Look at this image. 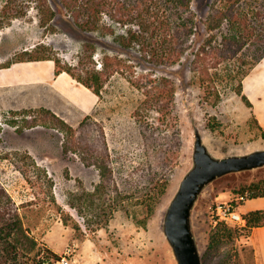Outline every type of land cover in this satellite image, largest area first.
Returning <instances> with one entry per match:
<instances>
[{
	"label": "rangeland",
	"instance_id": "1",
	"mask_svg": "<svg viewBox=\"0 0 264 264\" xmlns=\"http://www.w3.org/2000/svg\"><path fill=\"white\" fill-rule=\"evenodd\" d=\"M45 1L56 9L54 16L42 9L44 0H0V21H3L0 63L26 50L45 47L47 54L58 58L61 64L72 65L78 73H84L96 63L99 69L110 74L101 93L100 105L92 115L104 124L115 174L121 185L127 182L135 167L148 162V149L134 114L148 98L146 91L154 90L158 79L164 76L170 80V89H174L175 94L168 114L169 124L163 125L164 132L155 128L161 122L158 111L152 109L147 117L154 126L150 131L153 139L160 137L157 142H161L171 155L167 172L160 173L168 174L167 189L158 199L153 214L147 218L148 205L137 201L144 199L139 193L126 199L124 207L115 208L107 222L91 228L70 206L69 200L74 194L95 191L102 181L100 169L87 165L78 153L64 152L65 131L40 124L20 133L10 123L12 118L22 117L18 114L20 110L42 106L55 108L74 126L81 122L82 116L57 95L49 100L33 91L14 93L10 88H0V181L20 207L24 225L39 242L31 254L39 253L37 260L45 264L44 260L55 256L48 254L46 248L61 255L67 245L76 244L75 264H178L164 231V220L183 177L194 165L196 132L201 134L215 157L264 149L261 131L238 91L239 83L235 78L242 72V67L236 65L240 60H228L219 69H211L215 83H202L191 60L199 47L213 50L224 46L228 39L240 36L239 27L227 18H212L215 0H192L189 15L196 19L197 27L190 52L176 63L157 64L136 42L131 46L121 42L120 36H129L134 24H124L103 12L98 28L86 30L63 8L62 0ZM245 3L242 2L240 14L250 18L253 11ZM216 6L226 10L229 4L227 0H218ZM210 21L215 27L210 28ZM135 29L139 30L137 26ZM256 31H260L259 25ZM244 38L248 43L241 55H254L249 53L252 37H241ZM253 60L247 57V64ZM16 152H29L53 178L54 186L43 190L33 188L19 169L21 164L17 163V157H7ZM259 172L257 168L227 174L208 184L200 194L192 221L205 264H215L229 251L249 264L252 254L247 236L236 235L217 249H209L208 242L211 229L219 223L212 220V208L218 202L235 200V191ZM64 212L72 216L67 224ZM75 221L81 230H77ZM239 230L241 232L242 228Z\"/></svg>",
	"mask_w": 264,
	"mask_h": 264
},
{
	"label": "trees",
	"instance_id": "2",
	"mask_svg": "<svg viewBox=\"0 0 264 264\" xmlns=\"http://www.w3.org/2000/svg\"><path fill=\"white\" fill-rule=\"evenodd\" d=\"M217 1L215 0L214 4H212L215 10L212 13V18L220 16L221 18L229 19L231 23L239 27L240 36L228 39L224 46L214 47L212 48L213 50L207 49L206 46L199 47L193 52L194 57L191 60L201 75L202 83L216 82L211 74V69H219L220 65L228 60L235 58L240 60L236 65L238 64V68L242 67V72L235 79L239 83L238 91L242 99L251 107L250 100L243 94L242 80L264 56V0H227L229 6H227L226 10L216 6ZM191 2L192 0H62V5L63 8H66L72 14L75 23L86 30L93 31L98 28V22L103 12L108 13L111 17L124 24H134V28L129 29V36H120L121 42L125 46H131L132 43L136 42L140 45L145 55L150 57L151 61L157 64H165L166 61L178 62L191 50L192 36L195 35L197 27L196 19L189 15ZM242 2H247L245 4L251 6L252 17L248 18L240 14L243 8ZM42 7L51 17L57 12L45 0ZM2 23L3 21H0V27ZM209 23L210 28L215 27L211 24V21ZM257 25L260 27L259 32L256 31ZM136 26L139 30L135 29ZM244 36L252 37L250 38L252 39L250 44L252 48L249 53L254 55H241V51L245 50L248 43L245 38L241 39ZM228 43L230 44L228 45ZM247 57L254 59L251 64H247ZM47 58L55 57L47 54L45 47H42L41 50H26L8 62L0 63V67L10 66L16 61ZM55 60L58 65L57 72H69L77 80L92 88L101 96L109 80V73L99 69L96 63L84 73H78L72 65L68 63L61 64L58 58H55ZM138 85L141 86V84ZM146 94L148 98L143 101L134 114L136 123L141 129L142 140L148 149V162L135 167L127 178V182H123L124 184L122 185L115 174L116 168L113 166L112 153L104 124L92 114L85 116L77 126H74L52 108L42 106L39 109L20 110L18 114L22 117L10 120V123L20 133L26 128L40 124L53 126L65 131L64 152L78 153L87 165L96 166L100 169L102 181L97 185L95 191H83L79 194H74V197L69 200L70 206L74 207L83 216L88 227L96 228L103 222H107L115 208L124 207L123 203L126 199L135 197L139 193L144 199H138L137 201H143L141 203L148 205V218L153 214L158 199L166 192L168 174L163 175L160 173L167 172L165 169L170 160V151L161 142H157L160 137L156 140L153 139L150 131L154 130V126L147 120V117L152 109L158 111L161 122L155 128L156 131L164 132L165 128H163V125L167 126L169 124L168 114L173 105L175 93L174 89H170V80L162 76L158 79L156 88L147 90ZM257 126L259 131H261V136L264 138V127L258 123ZM151 146L152 148H150ZM15 156L18 160L17 163L21 164L18 166L19 169L33 188L40 187L43 190L44 187L51 189L54 186L53 178L45 168L38 165L29 152H16L7 157ZM155 163L157 166L154 165ZM161 166H164V169H161ZM258 169H260V172L256 177L235 191L236 198L231 201L234 207L237 208L245 199L264 196V166ZM240 196H244V199H240ZM194 208L195 205L192 209V215ZM64 213H66L64 222L67 224L72 216L69 212ZM243 215L246 218L245 225L219 221L215 227L213 226L214 228L211 229L209 235L208 248L217 249L224 242L234 239L236 235L242 234L248 237L254 226L264 224V209L250 211ZM144 223H146V220ZM73 224L77 230H81V226L77 221ZM240 227L242 228L241 232H239ZM38 244L37 238L24 225L22 213L16 200L0 181V264H30V262L31 264H42L40 259L37 260L39 253L31 254ZM46 251L48 254H54L59 257L56 252L49 248H46ZM250 252L252 255L249 258L251 259L249 264H255L254 249L251 244ZM202 263L205 264L203 258ZM215 264L247 263L240 256L229 251Z\"/></svg>",
	"mask_w": 264,
	"mask_h": 264
},
{
	"label": "crops",
	"instance_id": "3",
	"mask_svg": "<svg viewBox=\"0 0 264 264\" xmlns=\"http://www.w3.org/2000/svg\"><path fill=\"white\" fill-rule=\"evenodd\" d=\"M57 68L55 58L13 62L0 67V88H10L14 93L33 91L49 100L57 95L82 119L93 114L100 105L101 96L69 72H57ZM242 91L252 104L249 107L252 115L264 127V56L244 76ZM53 110L60 114L55 108ZM237 209L242 214L264 209V196L245 199ZM247 239L254 249L255 264H264V224L254 226Z\"/></svg>",
	"mask_w": 264,
	"mask_h": 264
},
{
	"label": "water",
	"instance_id": "4",
	"mask_svg": "<svg viewBox=\"0 0 264 264\" xmlns=\"http://www.w3.org/2000/svg\"><path fill=\"white\" fill-rule=\"evenodd\" d=\"M264 166V149L215 157L196 132L194 165L183 177L164 220L165 234L178 264H203L192 228V209L204 188L218 177Z\"/></svg>",
	"mask_w": 264,
	"mask_h": 264
},
{
	"label": "built area",
	"instance_id": "5",
	"mask_svg": "<svg viewBox=\"0 0 264 264\" xmlns=\"http://www.w3.org/2000/svg\"><path fill=\"white\" fill-rule=\"evenodd\" d=\"M240 199H244V196H240ZM212 213V220L214 223L226 221L238 223L240 225L246 224V218L244 215L236 207H234L231 202H218L214 208H212ZM76 251V244H69L65 248L63 254L59 255V257L52 256L47 258L44 260V263L50 264V262H53L54 264H75Z\"/></svg>",
	"mask_w": 264,
	"mask_h": 264
}]
</instances>
